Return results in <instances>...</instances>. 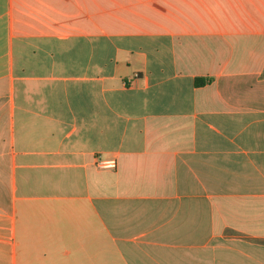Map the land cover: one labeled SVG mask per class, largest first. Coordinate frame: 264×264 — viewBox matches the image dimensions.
<instances>
[{"label": "crops", "instance_id": "obj_1", "mask_svg": "<svg viewBox=\"0 0 264 264\" xmlns=\"http://www.w3.org/2000/svg\"><path fill=\"white\" fill-rule=\"evenodd\" d=\"M0 264H264V0H0Z\"/></svg>", "mask_w": 264, "mask_h": 264}, {"label": "built area", "instance_id": "obj_2", "mask_svg": "<svg viewBox=\"0 0 264 264\" xmlns=\"http://www.w3.org/2000/svg\"><path fill=\"white\" fill-rule=\"evenodd\" d=\"M96 165L99 168H114L116 166V162L113 159H102V158H98L96 160Z\"/></svg>", "mask_w": 264, "mask_h": 264}, {"label": "trees", "instance_id": "obj_3", "mask_svg": "<svg viewBox=\"0 0 264 264\" xmlns=\"http://www.w3.org/2000/svg\"><path fill=\"white\" fill-rule=\"evenodd\" d=\"M211 78H208V77H196L194 79V84L196 86H201V85H205L207 83H210L211 82Z\"/></svg>", "mask_w": 264, "mask_h": 264}]
</instances>
